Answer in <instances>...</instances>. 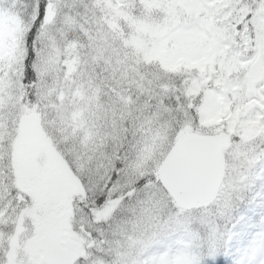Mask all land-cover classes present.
<instances>
[{"label":"snow or ice","instance_id":"6c2138e0","mask_svg":"<svg viewBox=\"0 0 264 264\" xmlns=\"http://www.w3.org/2000/svg\"><path fill=\"white\" fill-rule=\"evenodd\" d=\"M0 264H264V0H0Z\"/></svg>","mask_w":264,"mask_h":264}]
</instances>
